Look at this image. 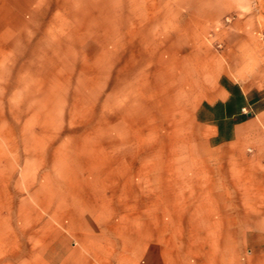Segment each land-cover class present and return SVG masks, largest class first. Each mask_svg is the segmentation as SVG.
Wrapping results in <instances>:
<instances>
[{"label":"crops","instance_id":"1","mask_svg":"<svg viewBox=\"0 0 264 264\" xmlns=\"http://www.w3.org/2000/svg\"><path fill=\"white\" fill-rule=\"evenodd\" d=\"M125 1L86 4L77 25L106 30L76 49L39 35L72 25L70 0H0V264H264V0ZM75 57L95 66L56 70ZM56 73L107 76L127 106L158 92L174 147L151 162L112 119L43 177L33 149L19 170L24 86Z\"/></svg>","mask_w":264,"mask_h":264},{"label":"rangeland","instance_id":"2","mask_svg":"<svg viewBox=\"0 0 264 264\" xmlns=\"http://www.w3.org/2000/svg\"><path fill=\"white\" fill-rule=\"evenodd\" d=\"M142 3V0H135ZM152 2H164V0H151ZM169 1V0H168ZM186 2L189 0H180ZM71 6L68 12L71 18V26L61 27H40L39 35H45L49 30V35L54 37L65 35L71 41L69 46L79 47L78 38L80 35L95 36L96 31L105 34L103 28L77 25L88 22L85 20L86 4L103 3L109 5L110 0H70ZM125 3V0H120ZM106 5V6H107ZM109 13V12H108ZM109 18V16H107ZM109 28H107L108 30ZM57 44V43H56ZM94 51H91V55ZM75 54H79L76 53ZM86 60L75 57L68 59H56V70L70 66L72 69L85 66L92 70L95 66V58ZM45 75H40L45 79ZM51 77V76H50ZM107 76H100L94 73L84 74H58L52 76L54 86H33V90L23 89L22 93V132L23 149L22 162L19 170L25 169V165L32 161L33 156L26 153L30 149L38 152L39 169L34 171V177H43L48 173V165L61 164L68 161V154L81 149L94 146L95 137L98 134H106L111 130V120L118 119L119 124L115 130L121 134L127 130V120H130L129 129L133 128L136 134L138 146L150 148L151 162L159 161L161 150L173 148L174 138L170 136V130L174 129V123L165 122L166 106L164 101L158 98V92H151L150 99L143 98L142 92H134L132 105H125L122 98V91H112L111 86H98L101 79ZM9 99V98H8ZM149 99V100H148ZM12 102H14V97ZM20 99L17 97V104ZM11 109H14L12 107ZM19 107L17 106V112ZM32 121V122H31ZM116 126V124H115ZM114 126V127H115ZM36 130V131H35ZM38 133V139L32 137V133ZM36 137V136H35ZM49 137V140L47 138ZM47 141H51L47 143ZM119 147H125L126 139H119ZM27 150V151H26ZM30 166L28 170H23V178H30L32 174ZM31 187H23V197L28 196ZM15 205V204H14ZM46 207V205H45ZM28 204L23 203V210H28ZM12 221L20 226V220L13 212Z\"/></svg>","mask_w":264,"mask_h":264}]
</instances>
